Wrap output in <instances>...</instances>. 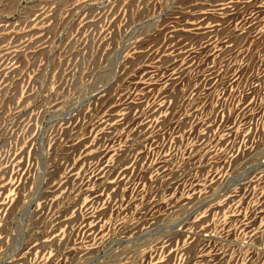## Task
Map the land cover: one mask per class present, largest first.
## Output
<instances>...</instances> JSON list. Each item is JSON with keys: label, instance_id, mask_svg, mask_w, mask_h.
Listing matches in <instances>:
<instances>
[{"label": "rangeland", "instance_id": "374dc122", "mask_svg": "<svg viewBox=\"0 0 264 264\" xmlns=\"http://www.w3.org/2000/svg\"><path fill=\"white\" fill-rule=\"evenodd\" d=\"M0 264H264V0H0Z\"/></svg>", "mask_w": 264, "mask_h": 264}]
</instances>
